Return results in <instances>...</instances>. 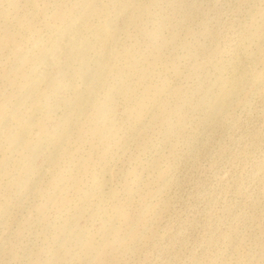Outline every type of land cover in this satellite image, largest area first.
<instances>
[{
	"label": "rangeland",
	"instance_id": "1",
	"mask_svg": "<svg viewBox=\"0 0 264 264\" xmlns=\"http://www.w3.org/2000/svg\"><path fill=\"white\" fill-rule=\"evenodd\" d=\"M0 264H264V0H0Z\"/></svg>",
	"mask_w": 264,
	"mask_h": 264
},
{
	"label": "bare ground",
	"instance_id": "2",
	"mask_svg": "<svg viewBox=\"0 0 264 264\" xmlns=\"http://www.w3.org/2000/svg\"><path fill=\"white\" fill-rule=\"evenodd\" d=\"M68 29V28H67ZM67 29H66V31H67ZM69 30H70V27H69ZM65 31V30H64ZM71 31V30H70ZM62 33H64V32H62ZM61 33V34H62ZM68 33H69V31H68ZM68 33H64V35H61L62 37H61V39L58 41V39H57V42L58 43H56L57 45H56V50H55V52L54 53H50L49 55H46L44 58H43V60H44V62H45V64H46V68H45V70H44V72L45 73H47L48 71L49 72H51V70H50V68H51V65L52 64H54L53 62H56V59H58L57 58V56H58V54L60 53V51H62V50H66V49H68L69 48V46H70V42H72V41H69L70 39H68L69 37L68 36H70V34H68ZM57 38H59V37H57ZM54 45V44H53ZM55 48V47H54ZM69 50V49H68ZM44 62H43V65H44ZM55 65V64H54ZM44 68V67H43ZM53 68V67H52ZM42 71H43V69H42ZM42 73H40V75H41ZM48 74V73H47ZM47 74H45V75H47ZM241 74H243V73H241ZM40 75H39V77H40ZM48 75H51V74H48ZM245 75V74H244ZM247 75V74H246ZM239 76V75H238ZM42 77V76H41ZM240 77H242L241 75H240ZM239 77V78H240ZM42 78H46V77H42ZM239 78H237L236 77V79H239ZM39 79H41V78H39ZM38 80V79H37ZM43 81V79L40 81V82H42ZM233 81V80H232ZM237 81H239V80H237ZM37 82V81H36ZM39 82V83H40ZM35 84L36 83H34V86H35ZM236 84V85H235ZM235 84L233 83V85H235V86H237L238 84L236 83V81H235ZM37 85H39L38 84V82H37ZM33 86V87H34ZM231 86V85H230ZM234 87V86H233ZM83 106V105H82ZM85 107V106H84ZM84 107H83V109H84ZM83 109H81V111H83ZM81 113H83V112H81Z\"/></svg>",
	"mask_w": 264,
	"mask_h": 264
}]
</instances>
